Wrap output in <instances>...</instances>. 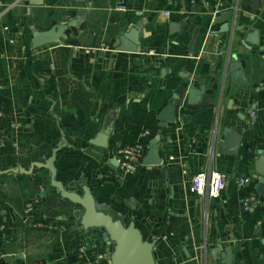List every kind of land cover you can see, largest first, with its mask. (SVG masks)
<instances>
[{"label":"crops","instance_id":"obj_1","mask_svg":"<svg viewBox=\"0 0 264 264\" xmlns=\"http://www.w3.org/2000/svg\"><path fill=\"white\" fill-rule=\"evenodd\" d=\"M223 12L229 19L214 23ZM232 17V29L244 31L219 33ZM69 23L61 44L32 49L33 32ZM252 30L262 51L243 44ZM130 31L137 52L119 50ZM228 55L246 85L231 84ZM190 88L207 101L175 106L174 121L158 128L174 92ZM225 128L241 137L236 156L219 149ZM104 130L107 149L90 145ZM157 135L162 165L128 176L115 168L117 147L147 151ZM262 146L264 0H0V264L105 262L88 234L63 222L72 216L67 201L34 166L58 147L56 181L87 186L143 238L155 233L156 264H211L205 252L217 240L231 248L232 264H264V196L252 179V151ZM18 169L30 173L10 172ZM208 171L227 178L217 199L190 190L192 176ZM243 178L250 181L239 186Z\"/></svg>","mask_w":264,"mask_h":264},{"label":"water","instance_id":"obj_2","mask_svg":"<svg viewBox=\"0 0 264 264\" xmlns=\"http://www.w3.org/2000/svg\"><path fill=\"white\" fill-rule=\"evenodd\" d=\"M81 1V0H78ZM30 5L42 6L43 0H28ZM229 16L225 12L213 19L214 23L228 20ZM233 17L231 22H225L220 27L219 33L241 32L245 28L239 27L232 29ZM71 26V23L65 25H55L44 32H33L31 35L32 49L41 48L46 45L61 44V37L65 30ZM128 44L125 46V44ZM244 45L258 47L259 50V32L252 30L247 32L243 39ZM119 50L128 49V51L137 52L140 40L137 33L130 31L119 38ZM226 73L229 74L231 84L236 86L246 85V80L240 70V64L236 62L233 56H227ZM203 90L188 89L186 92L176 90L169 104L157 116L163 122L157 124L158 128H165L174 121L175 106L184 105L187 109L195 110L194 106L198 102H206L207 100L200 98ZM108 131H100L96 136L89 141V144L98 148L107 149ZM223 140L219 144L221 153L227 156H236L241 137L234 130L225 128L222 130ZM159 136H155L149 142L145 156L142 160V165L146 167L159 166L163 164L161 157L158 154L157 144ZM215 146V139H214ZM59 148V147H58ZM58 148L53 149L51 156L44 164H35L36 168H44L50 175V186L57 190L61 200L67 201V208L71 209L72 216L64 219V223L73 224L77 229L87 235L85 243L96 251V255L104 259L103 264H156L155 233H151L150 238H143L139 229L134 225L133 221H129L126 225L121 221V217L114 218L111 213H108L106 208L97 204L91 190L81 183L78 188L73 184L66 186L59 181H56V169L54 168L55 154ZM253 156V174L252 179L256 181L257 193L264 196V146L260 149L252 151ZM115 165V164H114ZM116 168V166H115ZM12 173H30L24 170H11ZM53 221V219H51ZM76 221V222H74ZM58 222V221H55ZM81 246H78L80 248ZM219 253L220 260H217L216 255ZM208 258L212 259L211 264H232L231 248H223L220 240L216 241L213 249L205 252V262Z\"/></svg>","mask_w":264,"mask_h":264},{"label":"built area","instance_id":"obj_3","mask_svg":"<svg viewBox=\"0 0 264 264\" xmlns=\"http://www.w3.org/2000/svg\"><path fill=\"white\" fill-rule=\"evenodd\" d=\"M123 10L122 7L117 8ZM165 17L168 14H164ZM95 51H106L107 47H101L98 49H85V53ZM146 135V134H145ZM145 145L135 144L133 146L117 147L113 152V161L116 168L124 175H133L138 168L142 165L143 157L145 156ZM226 176L218 171H208L195 174L190 179L191 193L198 198H205L207 200L217 199L226 184ZM249 178L240 179L238 184L243 186L248 184ZM253 200V199H252ZM251 199L243 201V209L245 211L249 208ZM84 247L79 248V252H83Z\"/></svg>","mask_w":264,"mask_h":264}]
</instances>
